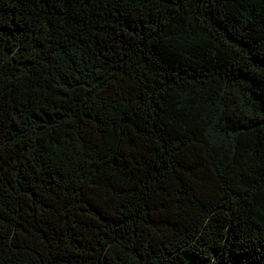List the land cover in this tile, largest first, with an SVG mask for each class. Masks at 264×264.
I'll return each instance as SVG.
<instances>
[{
  "label": "trees",
  "instance_id": "1",
  "mask_svg": "<svg viewBox=\"0 0 264 264\" xmlns=\"http://www.w3.org/2000/svg\"><path fill=\"white\" fill-rule=\"evenodd\" d=\"M0 264H264V0H0Z\"/></svg>",
  "mask_w": 264,
  "mask_h": 264
}]
</instances>
